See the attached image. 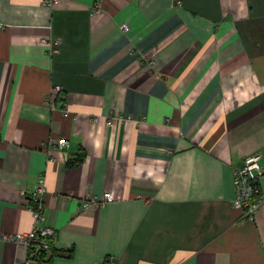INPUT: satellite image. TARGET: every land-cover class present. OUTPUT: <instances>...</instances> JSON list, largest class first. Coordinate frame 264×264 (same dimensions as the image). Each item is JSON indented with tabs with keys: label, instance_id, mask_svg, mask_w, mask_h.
<instances>
[{
	"label": "crops",
	"instance_id": "obj_1",
	"mask_svg": "<svg viewBox=\"0 0 264 264\" xmlns=\"http://www.w3.org/2000/svg\"><path fill=\"white\" fill-rule=\"evenodd\" d=\"M175 1L0 0V231L32 228L43 176L49 264H264V174L252 221L231 205L264 164V0Z\"/></svg>",
	"mask_w": 264,
	"mask_h": 264
},
{
	"label": "built area",
	"instance_id": "obj_2",
	"mask_svg": "<svg viewBox=\"0 0 264 264\" xmlns=\"http://www.w3.org/2000/svg\"><path fill=\"white\" fill-rule=\"evenodd\" d=\"M58 4V0H44V5L53 7ZM174 4H180L178 0ZM100 4L94 6L93 12L100 11ZM122 30L126 32L128 27L122 25ZM53 45L56 42H50ZM144 61L151 63V57L145 56ZM55 91L59 92L60 87H55ZM65 114L67 111L64 112ZM106 124H112V118L106 121ZM55 147H67L65 139H59L55 142ZM264 174V164L262 154L256 152L246 157L240 166L233 171V184L235 187V196L232 200V208L240 210L242 217L247 221H252L262 205V200L257 198L258 195V179ZM47 190L43 176L37 180L36 186L27 194L29 203L26 210L31 214L33 219L32 228L26 232L5 233L0 231V240L3 242H11L22 248H25L30 254V260L38 264H49L44 259V254L55 246V229L51 223L50 217L46 213L45 196ZM113 200V196L109 192H104L100 197L95 195L86 196L81 200V208L104 207ZM102 264V263H96Z\"/></svg>",
	"mask_w": 264,
	"mask_h": 264
},
{
	"label": "trees",
	"instance_id": "obj_3",
	"mask_svg": "<svg viewBox=\"0 0 264 264\" xmlns=\"http://www.w3.org/2000/svg\"><path fill=\"white\" fill-rule=\"evenodd\" d=\"M83 153H79V155H76L75 157H70L67 162L66 165L68 167H75L77 165H79L83 159Z\"/></svg>",
	"mask_w": 264,
	"mask_h": 264
}]
</instances>
